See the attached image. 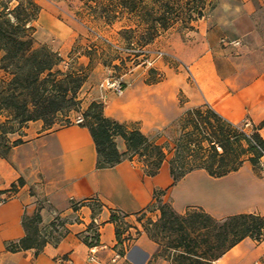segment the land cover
I'll return each mask as SVG.
<instances>
[{
  "label": "crops",
  "instance_id": "0c3cea01",
  "mask_svg": "<svg viewBox=\"0 0 264 264\" xmlns=\"http://www.w3.org/2000/svg\"><path fill=\"white\" fill-rule=\"evenodd\" d=\"M38 4L37 21L51 31L58 23L49 15V0ZM216 10L224 16L219 18ZM216 10L171 41L167 53L179 62L175 69L179 76L149 86L139 75L123 95L107 94L112 106L105 114L124 124L140 122L144 133L147 124L164 128L175 121L176 113L179 118L185 110L208 105L236 127L249 122L264 141V0H220ZM243 48L255 52L253 57L244 54ZM159 65L167 75L175 72L169 62ZM95 94L99 98L101 93ZM181 94L186 99L183 107ZM173 105L174 115L169 110ZM23 130V143L11 148L6 157L0 154V191H6L0 195V264H166L156 259L159 246L141 225L144 219H159L158 199L179 214L200 208L216 219L264 216V176L248 160L223 177L199 169L175 183L166 161L153 177L145 175L143 165L135 160L97 169L95 142L81 125L56 129L39 120ZM119 139L123 147L118 144V148L125 151V142ZM21 178L24 185L16 192L8 191ZM157 190L162 191L160 197ZM97 202L101 209L95 213L92 205ZM39 204L45 226L56 218L64 222L62 238L49 242L40 254L34 249L8 251L7 243L26 235L23 216L32 215ZM113 211L126 215L123 237H131L125 255L116 263L119 241L111 221ZM91 225L100 236L94 246L84 241L91 235ZM256 262L264 263V240L246 238L214 264Z\"/></svg>",
  "mask_w": 264,
  "mask_h": 264
},
{
  "label": "trees",
  "instance_id": "16d2710c",
  "mask_svg": "<svg viewBox=\"0 0 264 264\" xmlns=\"http://www.w3.org/2000/svg\"><path fill=\"white\" fill-rule=\"evenodd\" d=\"M24 1L28 6L20 0L14 9L7 10L9 7L4 4L0 10V71L6 75L0 78V112H8L9 120L23 128L39 120L51 126L60 114L75 111L83 119L80 125L89 129L95 142L97 169L112 168L125 160L138 159L145 175L156 176L170 151L140 129H130L127 124L108 117L103 103L93 101L85 111L82 110L79 92L88 74L83 66L67 72L57 69L63 61L60 54L47 45L36 47L32 34L35 27L31 23L38 18L41 8L35 0ZM201 3L203 0H192L181 6L179 0L177 5L170 0H114L112 10L103 8L101 12L108 23L128 15L135 27H125L120 33L129 44L146 47L161 31L169 29L176 18L183 27L192 29L193 23L204 17ZM141 29L143 33L138 35ZM135 38L138 41H133ZM1 127L3 135L14 132V126L9 131L4 128L6 124ZM118 138L124 140L125 151L118 148ZM22 143L23 140L18 139L0 154L6 157L11 148ZM258 146L264 149V141L258 133L249 137L208 105L194 108L188 111L184 131L175 140V150L169 161L171 176L176 183L188 173L204 169L213 177H223L238 171L247 160L257 168L262 156ZM23 185L21 178L8 191L16 192ZM5 192L0 191V195ZM157 204L159 219L148 218L147 225L142 227L156 243L161 231L175 236L168 248L174 250L177 264H212L246 238L257 242L264 240V216L238 214L216 219L200 208H190L179 214L168 203L158 199ZM92 206L95 213L101 209L98 202ZM40 212L41 209L23 216L26 235L7 243L8 251L34 249L40 254L49 242L60 241L63 234L56 241L41 237L43 219ZM125 216L114 211L111 215V221L117 226V249L122 256L125 255L124 242L130 238L123 237L128 227ZM56 220L62 221L60 218ZM60 224L64 226L63 221ZM49 226L56 228V221ZM150 227L157 233H151ZM90 230L91 235L84 237V241L89 246L98 245L99 232L94 225Z\"/></svg>",
  "mask_w": 264,
  "mask_h": 264
},
{
  "label": "rangeland",
  "instance_id": "374dc122",
  "mask_svg": "<svg viewBox=\"0 0 264 264\" xmlns=\"http://www.w3.org/2000/svg\"><path fill=\"white\" fill-rule=\"evenodd\" d=\"M35 1L38 3L41 0ZM113 1L114 0H49V15L56 19L58 25L54 28L52 27V30L50 31V28L49 30L47 27L41 28L37 21L38 18L31 23V25L35 27V31H33L32 34L36 41V47L47 45L52 50L58 52L63 58V61L57 69L67 72L68 70H77L79 67L83 66L85 73L88 74V79L79 92V99L81 100V108L83 111H85L93 101H96L103 103L104 112L109 113L112 103L111 99L107 97V94L109 92H114L106 90L103 86L108 78H121L123 86L126 89L133 85L135 79H137L139 75L141 76V74L144 75L142 77L143 80L140 78V80H142L141 82H144L149 86L158 82H172L176 76H179L178 70H175L179 68V62L169 55L167 51L175 35H185L190 29L183 27L181 21L176 18L170 23L169 29L161 31L159 36L149 46L144 47L151 52L152 56H140L137 53H119L117 50L113 49L112 45L124 49L131 48L132 45L129 44L128 40H126L125 36L120 32L125 27H135V24L128 20V15H123L120 19H114L113 23H108L105 18H102V9L107 8L112 10L111 5ZM166 1L168 0H164V2ZM188 1L190 2L192 0H179L181 6H185ZM19 2L20 0H0V8L2 7L3 9V5L7 4L10 9H14ZM170 2L177 5L178 0H170ZM23 3L28 6L26 1L23 0ZM219 3L220 0H203L200 7L203 8L204 17H208L209 14L216 10ZM215 14L219 18L224 16V13L220 10H216ZM11 19L15 22L13 16ZM138 33V35L143 33L142 29ZM44 40L49 41V43L43 42ZM133 41L138 40L135 38ZM221 44L224 45L222 42ZM224 47L226 48V46ZM132 48L138 49V45L136 44L135 46H132ZM158 51L165 53V56L160 59H155V52ZM233 52L238 53V51ZM242 52L252 57L255 53L244 48ZM148 60L155 61H153L154 63L152 62L151 65H148L146 64ZM254 61L258 62V59L254 57ZM168 62L170 63L169 66H172L171 69L175 70V72H171L167 75L159 63L168 65ZM5 77V73L0 71V78ZM96 92L101 93L99 98L96 96ZM114 94L118 95L116 93ZM93 98L96 100H93ZM179 100V105L183 107L186 102L183 94L179 96ZM201 106L204 107L205 105ZM107 107L109 108L107 109ZM169 110L172 112V115L175 114L173 113L175 110L174 105L170 107ZM189 110L182 112V115L179 118L176 117V113V116L174 115L175 121L167 127L158 129L154 128V125L151 124H147L145 127L146 129L144 133L150 139L156 141L160 145L166 146L167 151H170L166 160L167 163L173 156L175 140L180 137L184 131L185 119L187 118ZM9 119L8 112H0V135H2L0 136L1 154L4 153L6 148L11 146L16 140L23 139L24 135L23 128ZM81 123H83L81 115L72 111L71 113L60 114L57 116L54 124L49 126V128L54 127L56 129H61L72 124L80 125ZM5 124L6 127L4 128L8 129V131L11 126H14V132L3 135L1 133L3 127L1 126ZM125 124H127L130 129H141L143 127L140 122H130ZM243 125L237 126L239 131H242L241 129ZM45 126L48 125L45 124ZM244 129L248 134L254 133L251 126ZM117 144H119L120 147H123L122 141L119 138L117 139ZM135 162L141 166L143 165L138 159H135ZM161 194V190L156 191L157 197H160ZM39 209H41L40 204L37 206L35 212ZM54 221H56V228L50 227L49 224L46 226L44 224L40 225L42 230V233H40L41 237L50 241H56L61 237L64 233L63 226L60 224L62 221H57L56 219ZM141 225L146 226L147 219H144V221L141 222ZM150 232L157 233V231L152 230V227H150ZM174 237L175 236H171L170 233L164 231L159 232L157 236L159 251L155 256L156 259L159 258L161 261H165L166 264H177V261L174 259V250L168 248L172 245ZM212 264H214V262Z\"/></svg>",
  "mask_w": 264,
  "mask_h": 264
},
{
  "label": "built area",
  "instance_id": "2783aa9c",
  "mask_svg": "<svg viewBox=\"0 0 264 264\" xmlns=\"http://www.w3.org/2000/svg\"><path fill=\"white\" fill-rule=\"evenodd\" d=\"M9 9H10V7H9L7 10H9ZM110 44H111V43H110ZM131 45H132V46H135L136 44H135V43H132ZM132 46H131V48L124 49V48L118 47V46H116V45H114V46L112 45V47H113L114 50H117L119 53H122V54H127V53H129V54H130V53H137V54H139L140 56H147V57H149V56L151 55V52H150L147 48L139 47V46H138V49H133ZM151 56H152V55H151ZM164 56H165V53H163V52H159V51H158V52H155V55H154L155 59H160V58H163ZM153 61H155V60H152V61L148 60V61L146 62V64L151 65ZM153 63H154V62H153ZM183 68H184L188 73H190V69H189V67H188L187 65H183ZM103 86H104V88H105L106 90L112 91V92H114V93H116V94H118V95H122V94L124 93V91H125V88H124V86H123V81H122L121 78H108L107 81L104 82ZM249 126H251V124H250L249 122H246V123H244V125H243V127H242L241 130H242V131H245L244 128H247V127H249ZM248 135H249V137H250L251 134H248ZM258 149L260 150V152H261V154H262V156H261V158H260V162H259V168H260V170H261L262 175L264 176V149H262V148L259 147V146H258ZM127 237H130V236H127ZM130 243H131V237L128 238V239L125 241V246H124V248L129 247V244H130ZM121 257H122V255L119 253V251H117V252L115 253L114 258H113V263H116L117 260H119ZM254 264H264V263L256 262V263H254Z\"/></svg>",
  "mask_w": 264,
  "mask_h": 264
}]
</instances>
